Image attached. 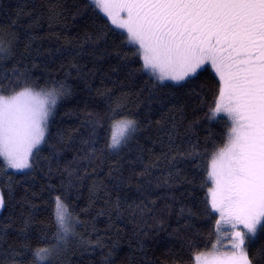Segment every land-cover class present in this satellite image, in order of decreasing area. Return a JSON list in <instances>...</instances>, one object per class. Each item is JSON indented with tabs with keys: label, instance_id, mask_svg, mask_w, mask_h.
<instances>
[{
	"label": "trees",
	"instance_id": "trees-1",
	"mask_svg": "<svg viewBox=\"0 0 264 264\" xmlns=\"http://www.w3.org/2000/svg\"><path fill=\"white\" fill-rule=\"evenodd\" d=\"M0 40L11 47L0 63L4 95L20 90L13 70L37 90L68 89L32 168L13 171L0 158V264H32L37 247L55 243L56 196L80 223L44 264H193L212 247L208 163L228 121L209 119L220 89L210 67L157 82L91 0H0ZM113 108L138 123L116 150L106 147ZM262 249L258 232L248 251L260 264Z\"/></svg>",
	"mask_w": 264,
	"mask_h": 264
},
{
	"label": "snow or ice",
	"instance_id": "snow-or-ice-1",
	"mask_svg": "<svg viewBox=\"0 0 264 264\" xmlns=\"http://www.w3.org/2000/svg\"><path fill=\"white\" fill-rule=\"evenodd\" d=\"M94 3L124 30L142 70L157 82L185 81L207 64L215 69L221 87L209 119L223 112L232 123L227 144L211 160L209 215L219 214L217 231L221 224L243 227L229 235L231 255L212 264H260L248 249L264 232V0H122L116 7L126 13L123 18L113 14L114 5ZM10 56V45L0 40V63ZM13 75L19 91L13 88L4 95L0 84V158L7 169L23 172L32 168L30 159L47 142L50 117L68 89L60 83L37 90L25 74L13 70ZM118 110L110 109L106 116L110 150L127 144L138 128L134 119H116ZM98 126L100 119L93 124V135ZM4 203L0 195V208ZM53 217L55 243L37 247L32 264L50 260L80 223L60 196L55 197ZM260 255L264 257V249Z\"/></svg>",
	"mask_w": 264,
	"mask_h": 264
},
{
	"label": "rangeland",
	"instance_id": "rangeland-1",
	"mask_svg": "<svg viewBox=\"0 0 264 264\" xmlns=\"http://www.w3.org/2000/svg\"><path fill=\"white\" fill-rule=\"evenodd\" d=\"M91 1L97 7V9L99 11H101L110 20V22L112 23L111 17L103 10V8L102 7H98L94 3V0H91ZM104 2H107L109 4L114 5V7L111 9V11L113 12V14L118 15L120 18H123V17L126 16V13L125 12L120 11L119 7H116V6H118L122 2V0H104ZM114 26L116 27V25H114ZM120 30L124 32V30H122V29H120ZM205 66L210 67L216 73L215 69L212 68V66L210 64H207ZM216 75H217V73H216ZM217 77L219 79V76L218 75H217ZM166 81H171V80H166ZM171 82H175V81H171ZM219 83H220V81H219ZM220 87H221V84H220ZM218 101H219V94H218V96L216 98V102H215L212 110L215 108L216 103ZM212 110H211V112H212ZM217 117H224V118H226V120L228 121V130L227 131L229 132L230 131V126H231V123H232L231 122V119L225 113H223V112L216 114V118ZM227 142H228V135H227V140H226L225 144L221 148H219L216 152H218L219 150L223 149L225 147V145L227 144ZM212 158H213V155L211 156V158L209 160V163H208V171H207L208 174L211 171V160H212ZM10 170H12V169H10ZM13 171H16V170H13ZM208 179H209L210 185H209L208 190H207V195H208V201H210V199H211L210 188L213 185L211 184V181H210L209 176H208ZM216 215H217V220H218L220 218L219 217V214L216 213ZM242 227L243 226L240 225V226L237 227V229L233 230V229H231L230 225L221 224L220 225V230L217 231V225H216L215 226L216 238H215V241L213 242L212 247L209 250H207V251H205L203 253L197 254L195 256V259H194V263L193 264H212V262L214 261V259L231 255L233 249H232V241L229 239V235L230 234L234 235V231L241 230ZM246 243H248V242L246 241Z\"/></svg>",
	"mask_w": 264,
	"mask_h": 264
}]
</instances>
